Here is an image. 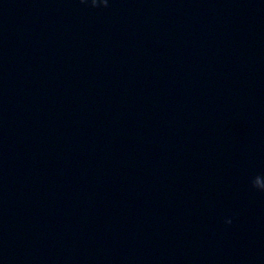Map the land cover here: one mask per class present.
<instances>
[{"label":"water","instance_id":"water-1","mask_svg":"<svg viewBox=\"0 0 264 264\" xmlns=\"http://www.w3.org/2000/svg\"><path fill=\"white\" fill-rule=\"evenodd\" d=\"M260 189L264 0H0V264H264Z\"/></svg>","mask_w":264,"mask_h":264},{"label":"clouds","instance_id":"clouds-1","mask_svg":"<svg viewBox=\"0 0 264 264\" xmlns=\"http://www.w3.org/2000/svg\"><path fill=\"white\" fill-rule=\"evenodd\" d=\"M81 2H82V3H88V0H81ZM102 2H103V6H104V7H107V0H102ZM100 3H101V0H91V5H92L93 7H99V6H100ZM260 178H262V177L257 176V177L254 179V181H253V185H254V187L257 188V186H256V182H257ZM260 190H264V189H260ZM228 223H231V221H228Z\"/></svg>","mask_w":264,"mask_h":264}]
</instances>
